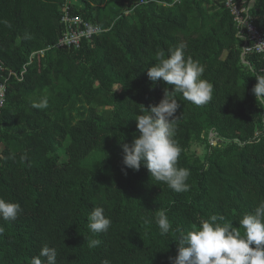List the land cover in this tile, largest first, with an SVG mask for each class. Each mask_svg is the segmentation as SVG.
I'll list each match as a JSON object with an SVG mask.
<instances>
[{
	"label": "trees",
	"instance_id": "16d2710c",
	"mask_svg": "<svg viewBox=\"0 0 264 264\" xmlns=\"http://www.w3.org/2000/svg\"><path fill=\"white\" fill-rule=\"evenodd\" d=\"M64 3L105 32L58 48ZM236 3L264 34V0ZM0 21L11 24L0 23V198L21 207L16 220L0 219V264H30L45 245L57 249L56 264H169L177 228L216 214L243 232L242 215L264 200V103L251 91L264 63L242 56L224 0H0ZM180 44L204 66L213 95L197 106L175 94L177 166L190 170V190L177 193L143 166L125 175L120 144L139 135L141 106L171 91L146 72L158 50L167 56ZM43 96L46 109L31 107ZM193 146L203 154L191 155ZM97 206L111 219L107 232L88 228ZM160 210L167 235L155 223ZM92 239L101 244L90 247Z\"/></svg>",
	"mask_w": 264,
	"mask_h": 264
},
{
	"label": "clouds",
	"instance_id": "9594fccd",
	"mask_svg": "<svg viewBox=\"0 0 264 264\" xmlns=\"http://www.w3.org/2000/svg\"><path fill=\"white\" fill-rule=\"evenodd\" d=\"M0 23L11 27L7 21ZM185 48V44H180L169 49L167 56L163 50L157 51L156 62L147 68V78L153 84L162 81L172 89H163V98L158 104L149 105L148 109L141 106L139 114L134 116L139 135L131 145L120 144L122 171H138L143 166L155 181L165 183L177 193L190 190L187 183L190 170L177 166L182 148L175 139L180 119L175 115L179 108L175 94H181L197 106L210 102L213 95L212 83L202 78L204 66L198 60L186 58ZM255 78L251 91L256 100L264 103V75H255ZM31 107L46 109L48 97L39 98ZM20 159L23 162L26 155L22 154ZM20 212L18 203L0 198V219L14 221ZM223 221L224 217L213 214L200 219L199 224H193L190 230L175 229L177 255L169 257V264H264V200L251 213L242 215L239 225L243 232ZM149 222L145 220V223ZM111 223L103 207H95L88 215V228L93 233L107 232ZM155 223L161 235L172 230L165 210L156 213ZM3 231L0 227V234ZM100 244L99 239L90 241V247ZM57 255L56 248L45 245L37 256L31 258L30 264H56ZM102 264H110V261L106 259Z\"/></svg>",
	"mask_w": 264,
	"mask_h": 264
},
{
	"label": "built area",
	"instance_id": "2783aa9c",
	"mask_svg": "<svg viewBox=\"0 0 264 264\" xmlns=\"http://www.w3.org/2000/svg\"><path fill=\"white\" fill-rule=\"evenodd\" d=\"M175 1L180 2L182 0ZM236 1L237 0H224L225 6L229 9L233 17L238 35L245 43L242 48V56L257 55L262 58L264 63V34L254 26L253 19L248 15V9L240 7ZM60 24L63 31L58 39V48L78 49L83 41L89 42L94 37L105 32L101 28L93 26L82 18L74 15L69 3H64L61 7ZM96 29H99V31ZM40 55L42 56L41 52ZM5 72L6 69L0 64V74H5ZM7 77L8 79L14 77L16 80H20V78L11 71L7 72ZM6 82L7 80L0 83V109L3 108L5 103ZM210 139H212V141H210L211 145H215L216 141L213 140L212 135H210Z\"/></svg>",
	"mask_w": 264,
	"mask_h": 264
},
{
	"label": "rangeland",
	"instance_id": "374dc122",
	"mask_svg": "<svg viewBox=\"0 0 264 264\" xmlns=\"http://www.w3.org/2000/svg\"><path fill=\"white\" fill-rule=\"evenodd\" d=\"M191 155H195L197 157L201 156L203 154V147L202 146H193L190 150Z\"/></svg>",
	"mask_w": 264,
	"mask_h": 264
}]
</instances>
